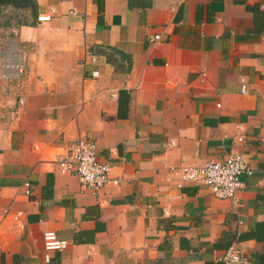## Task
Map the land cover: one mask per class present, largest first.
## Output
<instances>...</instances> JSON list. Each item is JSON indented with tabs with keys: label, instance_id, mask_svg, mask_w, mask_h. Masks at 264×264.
I'll use <instances>...</instances> for the list:
<instances>
[{
	"label": "crops",
	"instance_id": "1",
	"mask_svg": "<svg viewBox=\"0 0 264 264\" xmlns=\"http://www.w3.org/2000/svg\"><path fill=\"white\" fill-rule=\"evenodd\" d=\"M3 1L28 20L12 25L24 70L0 98V264H223L236 240L264 264V0ZM79 137L117 184L59 170ZM232 153L251 167L237 205L170 171ZM46 230L68 247L45 251Z\"/></svg>",
	"mask_w": 264,
	"mask_h": 264
},
{
	"label": "built area",
	"instance_id": "2",
	"mask_svg": "<svg viewBox=\"0 0 264 264\" xmlns=\"http://www.w3.org/2000/svg\"><path fill=\"white\" fill-rule=\"evenodd\" d=\"M75 13V11H70ZM50 14L39 16V20H49ZM159 39V35H153L150 41ZM8 54L4 61V70L8 78H18L24 70L23 55L17 44L13 41L8 43ZM94 76L97 72L92 73ZM241 92H245V85H242ZM242 140V137H238ZM59 170L63 173L76 174L81 185L93 191H98L108 183L117 184L118 179L109 176L110 165L108 162L100 161L97 158V143L94 139L77 138L69 147L66 154L56 159ZM170 171L177 177V184L202 183L209 187L212 194L221 199H229L233 205L238 203V190L241 186L240 175L251 173V167L242 153H232L223 161H209L202 165H181L170 167ZM21 190L25 195L31 194L30 183L23 181ZM4 216L11 218L17 229L23 230L26 221L22 211H13L6 207ZM43 248L45 251L62 250L68 247L70 241L59 238L52 230L43 232ZM48 260V255L44 256ZM221 260L223 264H252L243 254L239 242L233 241L225 249Z\"/></svg>",
	"mask_w": 264,
	"mask_h": 264
},
{
	"label": "rangeland",
	"instance_id": "3",
	"mask_svg": "<svg viewBox=\"0 0 264 264\" xmlns=\"http://www.w3.org/2000/svg\"><path fill=\"white\" fill-rule=\"evenodd\" d=\"M10 2L0 1V98H4L6 102L11 97L12 91L9 89V83L18 80V78H8L3 67L6 60L4 58L8 54V43L13 41L15 44L16 34L11 28L13 24L28 20L26 11L22 10L19 4Z\"/></svg>",
	"mask_w": 264,
	"mask_h": 264
},
{
	"label": "trees",
	"instance_id": "4",
	"mask_svg": "<svg viewBox=\"0 0 264 264\" xmlns=\"http://www.w3.org/2000/svg\"><path fill=\"white\" fill-rule=\"evenodd\" d=\"M128 100H129V94L125 90L119 91L118 94V107L119 109H124L126 111L127 105H128Z\"/></svg>",
	"mask_w": 264,
	"mask_h": 264
},
{
	"label": "water",
	"instance_id": "5",
	"mask_svg": "<svg viewBox=\"0 0 264 264\" xmlns=\"http://www.w3.org/2000/svg\"><path fill=\"white\" fill-rule=\"evenodd\" d=\"M14 1V0H13Z\"/></svg>",
	"mask_w": 264,
	"mask_h": 264
}]
</instances>
